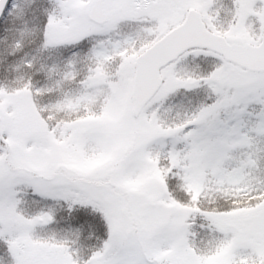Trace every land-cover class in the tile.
Listing matches in <instances>:
<instances>
[{
	"label": "snow or ice",
	"instance_id": "1",
	"mask_svg": "<svg viewBox=\"0 0 264 264\" xmlns=\"http://www.w3.org/2000/svg\"><path fill=\"white\" fill-rule=\"evenodd\" d=\"M0 264H264V0H0Z\"/></svg>",
	"mask_w": 264,
	"mask_h": 264
}]
</instances>
